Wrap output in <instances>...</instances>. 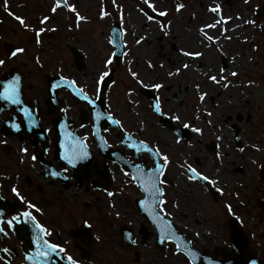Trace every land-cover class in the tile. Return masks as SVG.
<instances>
[{
    "label": "flooded vegetation",
    "instance_id": "obj_1",
    "mask_svg": "<svg viewBox=\"0 0 264 264\" xmlns=\"http://www.w3.org/2000/svg\"><path fill=\"white\" fill-rule=\"evenodd\" d=\"M137 1L144 9L140 11V37H144L140 42V122L143 127L154 125L164 131H154L149 140L141 135L137 138L161 154L157 157L140 148V183L149 179V169L156 170L155 164L164 163L161 157L166 155L168 162L159 177L164 181L159 185L163 196L149 198L125 166L126 161L136 162L134 149L123 143L121 125H112L107 118L110 110L102 97L106 91L83 90L91 104L72 96L65 87L52 91L49 84L56 81L51 78L61 75L56 69L40 72L43 68L37 63L34 69L35 75H40L39 87L33 92L30 68L4 62L0 81L7 75L19 78L20 103L5 106L0 100V198L6 201L0 220L4 230L0 232V264L25 262L22 242L8 223L13 216L16 220L24 217L20 214L25 211L46 230L44 239L64 248L63 253L57 252L71 256L77 264H251L257 260L264 264V255L250 249L254 243L249 241L245 217L233 211L236 203L241 206L240 198L248 189L255 192L257 208L264 207V152L244 143L242 124L251 114L236 107L242 88L231 75L233 63L228 64L232 51L227 42L234 33L232 27L225 26L223 16L235 9L239 18L240 10H249L253 0H151L155 12L143 0ZM176 4L183 7L177 11ZM216 6L219 13L209 11ZM159 11L166 15L159 16ZM145 13L155 19L147 20ZM253 13H258L256 5ZM217 20L226 28L220 23L205 28L214 40L204 39L199 29ZM115 23L120 24L112 21L110 36ZM18 38L9 42L11 49L22 48L17 42L23 43L25 38ZM6 43L1 44L3 49ZM5 57L14 56L6 53ZM185 64L188 67H183ZM221 75L225 79L218 84L208 79ZM152 83L162 87L154 89ZM200 93H204L203 100ZM98 99L104 113L96 124ZM157 101L162 114L151 107ZM173 116L180 119L173 120ZM115 120L119 121L118 117ZM185 123L189 127L185 128ZM195 127L201 133L193 132ZM96 128L102 141L95 135ZM79 139L86 144L88 155L68 165L63 157L71 154ZM188 165L215 183L190 180ZM53 172L59 175H51ZM13 186L19 195L12 192ZM214 222L226 236L227 246H208Z\"/></svg>",
    "mask_w": 264,
    "mask_h": 264
},
{
    "label": "rangeland",
    "instance_id": "obj_2",
    "mask_svg": "<svg viewBox=\"0 0 264 264\" xmlns=\"http://www.w3.org/2000/svg\"><path fill=\"white\" fill-rule=\"evenodd\" d=\"M67 2L74 5L76 11L85 19L78 21L75 13L69 12L64 7L58 8L53 13L51 7L54 0H7L8 11H5L4 8L5 0H0L1 60H4L9 66L26 65L25 68H30L29 78H31L33 84L31 90L33 92L39 87L40 75H35L34 69V64L37 63H40L43 68L40 72L46 71L48 73L50 69H56L59 75L72 80L81 90H87L89 93H95L97 88L100 87V84L97 85L93 79L98 76V72L108 71L110 73L107 80L108 87L102 97L106 102V110H110L115 119L118 117L123 128L122 135L128 134L138 139L141 135L149 140V137H153L154 131L160 129L164 133L157 126L143 127L140 122V43H136L140 38L139 1L115 0V7L113 6V0H67ZM254 4L258 12L256 16L253 13ZM102 5L108 13L103 18L100 17L98 11ZM9 10L14 11V14L17 13V16L25 21L28 28L26 29L20 23H16L13 18L14 15L8 14ZM240 13L239 18L236 16L235 9L223 15L225 26L232 27L234 33L232 38H228L227 49L232 51L228 64L232 62L233 67L231 68L238 73L234 78V83L237 84L241 83V69L243 67L238 57H243L246 54L249 58L255 59L257 51L264 52V0H253L250 9L246 11L241 9ZM44 16H48L49 19L41 24L40 20ZM253 19H255V23L246 22ZM113 20H117L124 30L125 52L118 65H115L111 56L114 47L108 43ZM220 25L223 24L220 23ZM41 27L45 31L37 37L34 30ZM226 32L224 31V33ZM20 36H22V39L25 38L23 43H19L21 39L18 37ZM14 38L19 39L17 43L22 44L20 47L24 49V52L8 59L5 57L6 52L1 44H3V41L9 43ZM37 39H39V43H37ZM72 48L77 50L83 57L84 67L81 70L76 66ZM109 57H111V62L105 65L104 61ZM263 58L264 55L261 56L260 71L258 73L253 72L257 77L249 79L250 76L246 74L243 79L247 84L249 80L251 81L252 92L248 98L249 105H246L248 99L240 101L239 98L236 104V107L242 113L248 112L251 114L249 120L242 124V131L246 135L244 143L250 145L256 143L255 145L261 152H264V109L254 112L251 104L255 99V90L261 88L264 91ZM131 69L138 74L136 79L132 77ZM241 105L246 108L241 107ZM262 193L264 195V190ZM255 200L257 199L254 190L248 189L240 198L241 206H239V202L236 203L233 206V211L238 210L237 213L245 217L244 226L249 241L256 246V249L254 246H250V249L257 250L261 255H264L261 252L264 251V234L262 236L260 234L264 232V218L262 216L264 207L258 209ZM248 213L249 216H246ZM255 215L257 216L256 221L253 220ZM260 224L262 227L258 228ZM209 235V247L216 244L227 246V238L223 236L224 234L217 222L213 223Z\"/></svg>",
    "mask_w": 264,
    "mask_h": 264
},
{
    "label": "snow or ice",
    "instance_id": "obj_3",
    "mask_svg": "<svg viewBox=\"0 0 264 264\" xmlns=\"http://www.w3.org/2000/svg\"><path fill=\"white\" fill-rule=\"evenodd\" d=\"M143 3L147 6V8L151 9L153 12L157 11L154 4L151 2V0H143ZM113 6H116L115 0H113ZM60 7H64L65 9H67L69 12L71 13H75L76 15V19L78 21L84 20L85 17L81 16L77 11L74 5H71L67 2V0H54V3L51 7V11L53 13H55L57 11L58 8ZM176 10L179 11L182 7L183 4H176L175 5ZM4 8L5 11H8V5H7V0H5V4H4ZM99 15L101 18L105 17L108 13L106 12L104 6L102 5L99 9ZM141 12H144V9H140ZM209 11L213 12V13H219L220 9L219 6L216 7H210ZM9 15H13L11 12L8 13ZM159 16H165L166 12L165 11H159L158 12ZM146 19L149 21H153L155 18L151 15H147V13H145ZM14 18L24 27V28H28V25L25 23V21L20 17V16H14ZM49 19L48 16H44L43 19L40 20L41 24H44L47 20ZM222 20H217L216 23L214 24H209V25H205L204 27H202L201 29H199L200 33L203 35L204 39L206 40H214V37L208 35L205 32V28H215L217 26V24L221 23ZM248 23H254V21H246ZM164 26H162L163 28ZM35 34L37 37H39V34L42 33L43 31H45V29L43 27H41L38 30H34ZM115 31V30H114ZM124 30L121 29V32H123ZM226 31V29L224 30ZM118 35V34H117ZM144 39L143 36H141L136 43L139 44L142 40ZM39 39H37V43H39ZM108 43L111 45L113 44V39H109ZM24 51L23 48H15L14 51L11 52L12 56H15L17 53H22ZM184 55H194V56H200L202 55V53L200 52H184ZM4 60H0V65L4 64ZM38 62V61H37ZM111 62V57H109L108 59H106L104 61V64H108ZM151 66V65H150ZM183 67H188L187 64L183 65ZM177 72L180 71V69L176 70ZM221 72H223V69H221ZM109 72L108 71H100L98 72V76L94 77L93 79L95 80L96 84L99 85L102 81L105 80L106 77L109 76ZM131 75L134 79L137 78V73L136 72H131ZM169 76H172L173 73L169 72L168 73ZM231 75L233 77H235L236 75H238V73L236 72H232ZM60 81L64 84H68L69 81L66 79V77L64 76H60L59 77ZM208 79L210 81H212L213 83H220V81L224 80L225 77L223 75H221L219 77V79L216 76H209ZM18 77H13L11 80L9 81H3L0 82V100H4L8 103H13V104H19L20 103V99H19V85H18ZM225 87H227L228 85L225 84ZM55 87V85H54ZM151 87L154 89H160L162 87V85L160 83H152ZM197 89H199V85L196 86ZM97 91H101L99 88H97ZM78 95L86 102H88L89 104L92 103V101L90 100V98L88 97V95L85 94V92L83 90H78ZM204 98V93H200L199 95V99L203 100ZM151 107L154 109V111L156 113H161V107L159 104V101H157L156 103L152 104ZM23 111V109H22ZM107 118L109 120L112 121L113 124H120V121L113 119L111 113L107 114ZM173 120H178L180 119L179 116H173L172 117ZM13 127H16L15 124H13ZM184 127L187 128L189 127V125L187 123L184 124ZM193 132L196 133H201V129L199 127H195L192 128ZM125 138L127 139V134H125ZM217 139H220V137H217ZM139 144V148H137V150H140V148H144L147 151H149L150 153H152L154 156L160 157L161 154L159 152V150L154 149L152 147H149L147 144H145L144 141H138V142H133L132 144H130V147H136V145ZM86 144L82 141V140H78L77 141V146H73L71 149V154H66L63 159L67 162L68 165H73L75 163V160L78 159H83L84 157H86L88 155L87 151H86ZM250 147H252L253 149H256L257 151H259L260 149L257 147V145L253 144ZM241 152L244 151L243 148L239 149ZM20 151L25 152L27 151L24 148H21ZM221 154L217 153V156L219 157ZM33 160H35V156L32 157ZM161 159L163 160L164 163H157L155 164V169H149V179L145 182H141L139 184L140 188L143 190L144 193H146L148 195L149 198H153L156 196H163V188H161L159 185L163 184L164 181L162 179H159V177L163 174L162 169L164 167V164H166L168 162V157L162 156ZM252 163H256L255 160L252 161ZM187 171L190 173L189 175V179L190 180H195V179H203L205 181H207L208 183H215V181L210 180V178L207 175H202L201 173H199L195 168H193L191 165L187 166ZM51 175H59V173L57 172H53L51 173ZM134 179L136 180H140V177H134ZM216 191L220 192L222 191V189L217 188ZM12 192L19 195L17 188L15 186H13L12 188ZM108 196H112L113 193L112 192H108L107 193ZM21 199H23V197H21ZM159 203H163V200L158 201ZM141 205L144 204V201L142 200ZM153 203H157L156 200L153 199ZM29 208L34 207V205L32 204H28ZM225 207H227L229 209V211H231L230 206L225 205ZM21 216H30L31 214L27 211L23 212L20 214ZM16 217L13 216L9 221V225L11 226V224L16 221ZM35 228L39 229L41 233H46V230L43 228V226L39 225V224H35L34 225ZM4 230L2 228H0V232H3ZM36 243H39L40 246L44 249V252L41 253L39 251V249L37 250V255L38 256H43L45 259L48 257L49 254L55 253L57 250L61 253H63L65 251L64 248L60 247L58 244H53V243H49L47 240H38L35 241ZM131 243H135V240H132ZM28 257H26L27 259ZM67 259L69 260L70 264H77V262L75 260L72 259L71 256L67 257ZM251 264H256V261H252Z\"/></svg>",
    "mask_w": 264,
    "mask_h": 264
},
{
    "label": "water",
    "instance_id": "obj_4",
    "mask_svg": "<svg viewBox=\"0 0 264 264\" xmlns=\"http://www.w3.org/2000/svg\"><path fill=\"white\" fill-rule=\"evenodd\" d=\"M112 39H113V45L115 46V51H114L115 63L118 64L122 55H123L122 35H121V30L118 26L114 27V29L112 31ZM10 46L11 45H8V44L6 45V50H7L9 55H11V52L14 51L13 49L10 50ZM73 52L75 55V61H76L77 67L79 69L83 68L84 63L82 61V56L78 53L77 50L73 49ZM13 77H14V75H9L7 79L2 80L0 82L9 81ZM52 81H56V83L55 84H51V83L49 84L50 90H52V91L54 90V85H55V87L62 86V87H66L72 96H76V95L79 96L78 95L79 89L76 88L75 85L71 81L68 80L69 83L64 84L60 81L59 78H54V79L51 78V82ZM104 85H106L105 80L103 81V87H104ZM2 102L4 103L5 106L12 104V103H8L6 101H2ZM102 107H103V102L98 101L97 102V108L95 109V112L97 114V120L95 121L96 124H97L99 116L104 113L102 111ZM95 132H96L95 135L98 138V140L102 141L103 138L100 134V130L98 128H96ZM127 139L130 140V143L126 142ZM127 139L125 138V135H124L123 143L128 147H130L129 145L132 144L133 142H138L128 135H127ZM137 148H139V144H137L136 147L134 148V154L138 160V163H136V164H131V163L125 164L127 166V168L129 169V171L133 174V177H140V163H139V157H138L140 150H137ZM135 181L137 183H140V180L135 179ZM5 205H6V201H4L0 198V220H1V216L4 212ZM34 225L35 224L32 221H30L29 219H27L25 217V218L17 221L12 226L15 234L23 242V251L25 253V259H26V257H28L25 261V264H70L69 260L64 258L59 252L49 254L46 259L43 256L37 255L38 249L41 253L44 252V249L40 246L39 243H36L35 241L44 240V239H43V236H42V233L40 232V230L35 228ZM210 264H215V263L210 261ZM256 264H260V261L257 260Z\"/></svg>",
    "mask_w": 264,
    "mask_h": 264
},
{
    "label": "bare ground",
    "instance_id": "obj_5",
    "mask_svg": "<svg viewBox=\"0 0 264 264\" xmlns=\"http://www.w3.org/2000/svg\"><path fill=\"white\" fill-rule=\"evenodd\" d=\"M54 17V15H52ZM43 19V18H41ZM49 27V26H47ZM264 55L263 53H260L259 51L256 52L257 57L255 59L249 58L248 56H246V54L243 55V57H238V60L240 62V64H242V69H241V83L239 84L240 87H242V91L239 94V98L240 100H245L248 98V96H250L249 92H252V88L250 87V83L251 81H248V84L245 83L243 81L245 75L247 74L249 77V79L252 78H256L257 75H254V71L255 72H259L260 71V65H261V56ZM264 60V58H263ZM139 65V64H137ZM140 66V65H139ZM130 72H134L133 69L130 70ZM253 104H251L252 109L254 110V112L260 111L262 109H264V91L261 88H258L255 90V99H253ZM250 102V101H248ZM250 108V107H249Z\"/></svg>",
    "mask_w": 264,
    "mask_h": 264
}]
</instances>
